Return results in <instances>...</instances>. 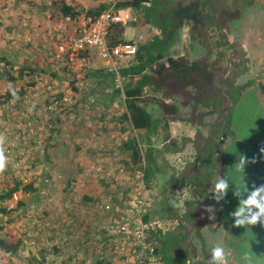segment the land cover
<instances>
[{"label": "rangeland", "instance_id": "obj_1", "mask_svg": "<svg viewBox=\"0 0 264 264\" xmlns=\"http://www.w3.org/2000/svg\"><path fill=\"white\" fill-rule=\"evenodd\" d=\"M111 1L113 0H69L70 3L77 2L84 9ZM31 2L38 4L26 0L27 9L23 10L25 13H28V7H32ZM20 3L23 4V0H16L14 4L17 6ZM171 5L179 7L181 24L178 40L169 48V53L174 57L186 56L189 61L186 71L200 78L197 86L188 87L190 93L196 92L195 98L183 100L177 95H172L166 100L176 105V115L165 117L155 104L150 103L145 106L153 123L149 131L131 130L125 121L122 124L117 121L113 124V120L109 118L100 121L98 117L102 113L106 117L112 113L118 117L124 110L119 96L113 99L118 107H108L112 102L108 93L118 82L105 73H109L113 68L106 65L105 61L99 60L95 54H91L86 66L77 73L82 76L78 80L85 84V91H90L98 102L99 105L95 109L102 110V113L97 111L98 113L94 114L95 119L88 120L89 126L100 127L104 124L112 128L114 125V143L136 135L139 141L143 140L139 145L142 155L147 147H151L153 158L154 154L155 158H158V152L162 156L158 158L160 161H156L158 170H153L147 182H144L141 181L142 162L131 164L128 151L122 147L120 149V145L115 161L108 158L104 151L91 152L97 155L91 160H97L93 161L95 165L92 167H86L85 176L91 180H103L111 167L108 177L113 178L111 186H105L103 182L98 184L104 189L101 188L103 196L96 198V212L99 215L105 214L104 218L108 221L97 231L103 232L107 239L106 246L109 248L111 241L105 236L104 227L115 228L119 220H122L119 213L127 217L129 211L139 207V213L147 215V246L155 250L153 259H143L149 264H173V258L176 259V264H209L211 250L216 245L225 248L226 264H245V252L251 254L254 264H264V226H261L264 213L259 216L255 225L233 226L236 220L247 221L252 215L261 212L256 205L246 203L253 196L264 206V152L261 151L264 148V82L260 79L264 69V0H173L168 3V6ZM49 6L51 5L43 7L41 14L49 15L52 10V17H58L54 7L51 9ZM124 16L120 34L122 40H131L137 47L157 34L158 30L154 26L143 22L139 11L129 7ZM223 40H226L227 48ZM36 55H39L36 63L42 71L37 74L32 72L28 78L18 72L21 68L18 66L26 61L25 58L8 60L6 71L10 76L15 74L12 86L22 87L29 80L41 75L57 83L63 90H71L77 74L71 75L70 71L60 67L58 61L41 55V52ZM131 60L132 58L113 59L114 68ZM246 82L248 85L243 88L242 85ZM90 88L92 89L89 90ZM7 89H10V83L5 79V73L1 72L0 94ZM102 106L106 110H103ZM57 124L60 126L58 128L62 127L63 130L75 127L72 115L60 119ZM76 127L86 129V125ZM120 127L124 128L123 131L119 130ZM65 139L58 141L68 142L71 137ZM106 142L109 141L100 140L101 144L106 145ZM81 144L82 147H89L92 141L82 139ZM156 148L157 151H153ZM166 151L178 153L180 161L177 162L176 158L173 162L164 159L163 153ZM45 154L30 153L29 156L34 162L29 159L26 161V167L17 169L22 177L15 175L16 170L10 163L6 171L0 174V193L16 181L21 188L27 183H33V189L22 195L21 203L17 204L16 209L11 208V214L0 215V237L9 242L20 241V246L13 256H8L0 249V264H33L40 261L48 247L52 249V244H47L44 240L47 229L40 227L41 222L38 226H28L25 219V213L31 209L40 220L43 218L47 222L52 221L47 216L46 208L55 204L52 202L55 198H51L49 190L55 189L52 187V178L58 174H52L49 183L42 184L39 181L45 177V166L35 163L37 157L41 158ZM242 155L249 161L254 158L255 163L247 162L244 170L238 171ZM47 168L52 171V168ZM220 178L227 179L228 188L224 194L216 193L221 198L212 206V211L208 212V201L214 200L212 190ZM139 200L141 201L138 202ZM119 201L121 206L118 208ZM240 208H243V212L239 216L231 215ZM66 209V205L61 206L62 212ZM209 215H214L215 219H209ZM107 216L109 218H106ZM112 217L114 220H111ZM84 219L83 216L81 222H84ZM93 240V246H98L99 242L95 236ZM164 245L166 251L163 250ZM178 251L182 254L177 255ZM104 252L107 251L103 250L102 254ZM127 253L115 257L118 253L109 249L105 254L106 264L137 262L135 253ZM53 256L55 259V255Z\"/></svg>", "mask_w": 264, "mask_h": 264}, {"label": "trees", "instance_id": "obj_2", "mask_svg": "<svg viewBox=\"0 0 264 264\" xmlns=\"http://www.w3.org/2000/svg\"><path fill=\"white\" fill-rule=\"evenodd\" d=\"M170 1L173 0H116V2L114 3L115 8L130 7L132 9H135L136 11H139V13L142 16L143 22L150 24L151 26H154L158 30L157 34L153 35L151 40H147L146 42L138 44V46L136 47L135 54L131 57L132 58L131 61L123 64L122 66L116 68L113 71L109 70L110 71L109 73H105L106 76L108 75L111 76L112 80L115 79L114 72H117L119 77L118 79L119 86L111 87V91L108 93L109 99L112 101L111 104L114 102L113 101L114 97L119 96L121 98L120 102L123 104L124 110L119 114L118 117H116L115 114L106 117L104 113H102V110H96L95 107L99 104L90 91H89L90 93L85 91L86 86L84 83H83L84 84L83 90L79 93L78 98L75 104L73 105V107L63 108L58 111L61 113L63 112L69 113L73 111L72 123L73 122L75 123V127L73 131H75V129L77 128L76 126L86 125L85 131L89 132V134L94 133L96 141L91 140L92 144L89 146V148H91L92 150L104 151L106 155L111 151L114 154L115 159L113 160L115 161L118 158L117 154L119 153L117 152H119L118 146L120 145V149L122 147L123 149L128 151L129 160L131 164L142 162L141 181L144 182H147V178L148 176L151 175V172L153 170H158L156 161L159 159L155 158V154L153 158V155L151 153L152 148L147 147L145 153L142 155L140 152L139 145L141 142H143V140L141 139L139 141V138L135 137L136 135L128 139L123 138L121 141H116V143H114L115 142V140H113V136L115 135L114 125L112 128L104 124H102L100 127L89 126L88 120L91 121L95 119L94 114L98 113L97 111H100L103 114V115L101 114V116L98 117L100 121H103V119L105 120V118H109L113 120V124L116 121L118 124H122V122L125 121L131 130L149 131L153 123L150 113L145 109L146 105L150 103L155 104L157 108H159L161 112L165 115V117L167 116L172 117L176 115L177 108L176 105L173 104L172 102L166 101L167 99H170L172 95H177L179 98H182L183 100H190L192 98H195L196 92L190 93L188 87L197 86V84L200 82L199 76L186 71V68L189 65V61L186 56L178 55L174 57L169 53V48L172 45H174L178 40V29L181 24L179 19V17L181 16L178 15L179 7L172 5L168 6V3H170ZM15 2L16 0H14V3ZM111 2L99 3L94 7L86 8V9H84L78 3L68 4L64 0H57V1L49 0L48 5L52 6V7L49 6L51 9H53L54 7L58 15L75 16L83 12L87 14L98 13L109 7ZM14 3L13 5L15 6ZM3 5L7 6V2L3 1ZM26 9H27L26 5L24 8L20 9L22 16L20 15H10L9 17L6 16V23L3 26L5 33L10 32L12 29H17L20 26L19 23L23 17L28 19V21L31 20V17L29 16V10L31 11V9L30 7H28L29 9L28 13H25L23 10ZM0 10L2 11V7H0ZM49 16L52 17L51 15ZM9 18L13 19L15 23H17L15 27L13 24L11 25V27H9L10 26ZM8 28H10V30H8ZM121 31H122V26L114 25L112 27L111 32L107 38V44L109 46H112L118 43L119 41H127V40H122L120 38ZM223 44L225 45V48H227L226 40H223ZM8 46H9V41H8ZM14 50L16 51L19 50L20 52L26 53L24 50L21 49H14ZM8 58L9 57L5 55L0 56V61H4V68L1 69L0 73L1 72L5 73V79L10 83V89H7L3 94H0V96H3L5 99L10 98L13 94H15L16 96H20L25 91L26 87L32 86L34 84L33 81L34 79H32L26 83V86L14 88L12 84L13 81L15 80L14 77L15 74L10 76L9 72L6 71L8 60H10ZM15 59L17 58L14 56V59L12 61H15ZM17 60H23V59H17ZM18 68H20L18 72L20 74H23L25 78H28V76L32 72L37 74V72L42 71L41 70L42 68H40V65H38V63L25 61V60L21 63L20 66H18ZM81 71L82 70L80 69L76 72H71V75H73V73L77 74ZM51 75H53V73H51ZM77 76L78 77L76 78V82L82 83L81 80H78L82 76H79V74H77ZM247 85L248 82H246L242 86L244 88ZM73 88L75 90L74 84L73 87L70 89ZM91 89L92 88H90L89 90ZM87 95H89V97H92L93 100L90 101V99L87 98ZM43 101L46 108L45 111L42 112L40 117H42L43 118L42 120H45L46 122L45 123L46 128L44 129V135L46 137L43 139V148L46 153L48 146H52L55 142L60 140L61 138L59 136L61 135L58 134L56 132L57 130L55 129V124L57 121H59L58 115L55 112H50L49 109L47 108L51 100L45 99ZM111 104L108 106L109 108L110 107L112 108ZM103 108L104 107L102 106V109ZM47 112H50L51 115L48 114ZM123 129H124L123 127H120L119 130L123 131ZM66 131H68L67 132L68 134L71 133V131H69V128L63 130L64 133ZM54 132L57 133L56 136H54ZM102 139L104 141L105 140L109 141L106 142V144H108L107 147L106 145L100 143V140ZM72 143L75 142L72 140ZM75 144H79V143H75ZM114 146L116 150L114 149ZM31 161L34 162V159L31 158ZM39 182L43 184L42 180H40ZM18 188H19V182L18 181L13 182L11 186H9L5 191L0 193V201L9 199L11 193L17 190ZM31 189H33L32 182L27 183L22 187L23 192H27ZM140 201L141 200H139L138 202ZM144 201L145 200L143 199L142 202ZM20 203L21 201H19L17 204ZM17 204L15 208L17 207ZM134 210L129 211V214ZM7 213L11 214V209L5 208L0 205V215H6ZM119 215L124 217L123 213H119ZM141 219L143 222H147L146 220L147 215L141 214ZM111 220H114L113 217ZM45 228L47 229L48 233H50L51 230L54 229L50 221H49V225L46 226ZM147 237H149V235H147ZM147 240L148 238L146 239V241ZM19 246H20L19 240H16L14 242H9L6 241L4 238L0 237V249L3 252H5L8 256H13L17 252ZM51 247H52V253L53 255H55L56 254L55 252L58 251L59 248H56L54 245H51ZM163 250L166 251L165 245L163 246ZM181 254L182 253L180 251L177 252V255H181ZM43 262H44V257L41 256L40 261H36L33 264H44ZM173 262H174L173 264H176L175 258H173ZM129 264H149V262H147V260H142L137 262L132 261ZM163 264H168V262H164Z\"/></svg>", "mask_w": 264, "mask_h": 264}, {"label": "built area", "instance_id": "obj_3", "mask_svg": "<svg viewBox=\"0 0 264 264\" xmlns=\"http://www.w3.org/2000/svg\"><path fill=\"white\" fill-rule=\"evenodd\" d=\"M3 1L0 0V7H2V11L0 10V30L2 32H4L3 26L6 23V14L8 13ZM115 2L116 0H113L109 7L95 14L83 12L75 16L59 15L56 18L46 15L45 30L40 29L32 20L28 21L23 17L17 29L4 32L5 43L6 40L9 41L8 47L24 50L31 57L35 53L41 52V55L55 59L59 62L60 67L70 72H76L85 67L91 54H95L99 60L105 61L106 65H111L115 70L113 59H129L136 51V45L131 40L119 41L112 46L107 44V38L112 27L114 25L122 26L125 19L124 12H128V7L115 8ZM3 68L4 61H0V71ZM114 74L115 80L118 82L117 72ZM260 79L264 82V69ZM33 81L34 84L26 87L20 96L13 94L8 99L0 96V134L6 137V155L9 163L15 168V175L18 177L22 176L18 174L17 169L26 167V161L32 158L29 156L30 153L37 152L43 155L45 152L43 139L46 137L44 135L46 122L40 117L46 108L43 100H51L47 108L50 112H55L60 121L62 118L73 115V111L67 113L69 116L58 111L73 107L84 86L83 83L75 82V90L74 88L63 90L57 83H53L46 77L39 76ZM118 83L117 86H119ZM87 98L90 101L93 100L89 95ZM111 105L114 109L118 107L115 102ZM50 112L47 113L51 115ZM59 121L56 122L55 127H60L57 124ZM67 132L62 139L66 138L65 140H67L71 137V133L68 134ZM43 171L45 177L42 182L48 184L53 172L47 167ZM25 193L21 187L11 193L9 200L14 204L11 208L16 209V204ZM104 206L106 208V205ZM25 219H27L28 226H38L40 222L41 228L49 225V221L47 222L43 218L40 220L37 215L32 213L31 209L25 213ZM147 228L148 224L142 221L138 207L127 217H122L115 228L105 226L104 231L105 236L111 241L110 248L114 252L119 255L133 252L135 259L142 261L155 257L153 250L146 243ZM43 257L44 264H59L55 261L50 247L46 249Z\"/></svg>", "mask_w": 264, "mask_h": 264}, {"label": "crops", "instance_id": "obj_4", "mask_svg": "<svg viewBox=\"0 0 264 264\" xmlns=\"http://www.w3.org/2000/svg\"><path fill=\"white\" fill-rule=\"evenodd\" d=\"M4 1L7 2V17L10 15L22 16L20 9L24 8L27 4L25 3L26 0H23V4H18V7L13 5L14 0H11V2H9L10 0ZM29 1L38 3L35 4L31 2L30 4L32 6L30 8L31 13L29 14L31 20L33 23L37 24L40 29L45 30L44 20L47 14L43 16L41 14V9L48 6L49 0ZM64 1L68 4L73 3H70L69 0ZM51 13L52 12H50L49 15L52 16L53 14ZM12 24L14 27L17 25L13 19L9 18V27H11ZM8 30H10V28H8ZM5 39V33L0 30V56H8V59L10 60H13L14 56L17 59L25 58L27 59L26 61L31 62L39 60V55L31 57L27 53L11 49L8 47V41L5 43ZM55 129L57 130L56 132L61 135L59 137L62 139L65 134L63 129L58 127H55ZM69 129L72 134L71 139L68 142H55L52 146H48L45 156L41 158L37 157L35 160V163H40L45 167L52 168L53 174H58L57 176L53 175L52 178L54 181L52 187L55 189L51 188L49 190L51 198H55V201H52L55 204L51 208L50 205L46 208L47 216L51 218L54 229L51 230L50 233H44V240L47 244H52L56 248H59V250L55 252V259L57 258L56 261H59V263L62 261L63 264H91L92 262L94 264H106L107 256L105 254L108 253V250L111 248H107V239L103 236V232L101 233L97 230L98 228L101 229L103 224H105L108 220H105V214L99 215L96 212L95 206L97 205V196H103L102 189H104V187H100L98 184L103 182L105 186H111L113 183V178L108 177L112 168L110 167L108 169L109 172L106 173L107 177H104L103 180H101L102 178H98V181H96L95 178L91 180L86 177L84 171L87 170V166L92 167L95 165L93 164V161H96L97 159L93 161L91 159L93 157H97V155L91 154L93 150L88 146L82 147L81 140H95L94 133L89 134V132H86L83 129L81 130L80 128H76L75 131H73L74 128L72 126ZM57 133L54 132V136H56ZM119 135H123V133H119ZM76 137H79V139ZM72 139L74 142L77 141L79 144L72 143ZM107 146L108 144H106V147ZM157 147L159 148V145ZM155 151H157V148ZM163 155L164 159H169L170 162H173L175 158L177 159V162L180 161V155L178 153L172 154L171 151H166ZM106 156L108 158L115 159L114 154L111 151ZM156 156H158V158H162L160 152H158ZM107 162L111 164L110 161ZM73 171H79V173H72ZM119 181L122 183V179ZM215 202V199H209L208 204L209 206H214ZM208 204H206V206ZM0 205L3 207L6 205L5 208L11 209L12 202L9 199H5L4 201H0ZM62 205H66L68 209L62 212ZM120 206L121 201L118 202V208ZM83 216L85 219L83 220L84 222H81ZM106 218H109V216ZM80 223L82 224L79 225ZM93 236H95L96 240L99 242L98 246H93V244H95ZM101 250H105L107 252L102 254ZM118 255L119 254L114 256L117 257Z\"/></svg>", "mask_w": 264, "mask_h": 264}, {"label": "clouds", "instance_id": "obj_5", "mask_svg": "<svg viewBox=\"0 0 264 264\" xmlns=\"http://www.w3.org/2000/svg\"><path fill=\"white\" fill-rule=\"evenodd\" d=\"M5 145H6V137L3 134H0V174L6 171L8 164H9V159H8V156L6 155ZM261 151L264 152V148H262ZM247 162L255 163V159L253 158L252 160L249 161L246 156L242 155L240 162H239V167L237 170L243 171L245 164ZM227 188H228L227 179L225 178L218 179V181L215 183L214 188L212 190V193H213L212 198L215 199L217 202H219L221 197L217 196L216 193L224 194ZM246 203L249 205H256L257 207L261 209V212L255 215H252L251 218L247 221L244 219L236 220L233 225L234 227H244L247 225H255L258 221L259 216L262 213H264V206L258 203V201L255 199V196L250 198ZM206 211L211 212L212 206H207ZM242 212H243V208H240L239 211L232 213L231 215L239 216ZM209 219H215L214 215H209ZM261 226H264V222H262ZM243 260L245 261V264H254L253 257L248 252L244 253ZM226 261H227V256H226L225 248L221 245L214 246L211 250V257H210L209 264H226Z\"/></svg>", "mask_w": 264, "mask_h": 264}]
</instances>
